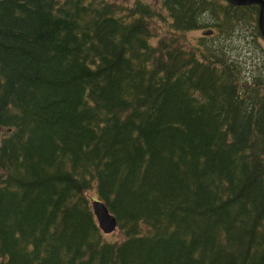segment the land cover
<instances>
[{"label": "trees", "instance_id": "16d2710c", "mask_svg": "<svg viewBox=\"0 0 264 264\" xmlns=\"http://www.w3.org/2000/svg\"><path fill=\"white\" fill-rule=\"evenodd\" d=\"M162 1L0 0V264H264L260 6Z\"/></svg>", "mask_w": 264, "mask_h": 264}, {"label": "rangeland", "instance_id": "374dc122", "mask_svg": "<svg viewBox=\"0 0 264 264\" xmlns=\"http://www.w3.org/2000/svg\"><path fill=\"white\" fill-rule=\"evenodd\" d=\"M106 1L116 2L118 4L125 5L126 7L133 6L137 2V0H106ZM140 1L149 4L155 10V13L153 14V17L151 19L152 35H150L149 37L150 41L156 43L159 40V38H166L171 36L172 33L169 29L171 27V17L169 11L163 5V1L162 0H140ZM203 30H204L203 28H198V29L186 30V32L183 31V33L175 32L174 36H176V38H178L181 42H183L184 40L188 44H191L192 41L193 42L197 41L198 35ZM86 193L90 196V198L89 197L88 198L91 205H92L91 198L99 197L95 186L87 190ZM105 235L107 238L112 240L120 237L117 229L113 232L106 233Z\"/></svg>", "mask_w": 264, "mask_h": 264}, {"label": "water", "instance_id": "95a60500", "mask_svg": "<svg viewBox=\"0 0 264 264\" xmlns=\"http://www.w3.org/2000/svg\"><path fill=\"white\" fill-rule=\"evenodd\" d=\"M234 4H250L255 3L260 6L259 14V25L260 30L264 36V0H228ZM212 30H203V33H209ZM92 208L95 213L96 219L100 222L99 226L101 227L104 233H110L117 229L118 219L116 215L110 210L106 201L100 197H92Z\"/></svg>", "mask_w": 264, "mask_h": 264}, {"label": "bare ground", "instance_id": "6f19581e", "mask_svg": "<svg viewBox=\"0 0 264 264\" xmlns=\"http://www.w3.org/2000/svg\"><path fill=\"white\" fill-rule=\"evenodd\" d=\"M98 221V220H97ZM98 223L100 224V222L98 221ZM101 228V227H100Z\"/></svg>", "mask_w": 264, "mask_h": 264}]
</instances>
